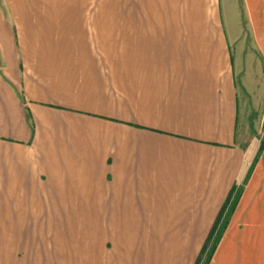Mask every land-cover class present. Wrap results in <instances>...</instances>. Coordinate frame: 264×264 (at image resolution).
<instances>
[{"label":"crops","instance_id":"crops-1","mask_svg":"<svg viewBox=\"0 0 264 264\" xmlns=\"http://www.w3.org/2000/svg\"><path fill=\"white\" fill-rule=\"evenodd\" d=\"M89 2L0 0V264H264V0Z\"/></svg>","mask_w":264,"mask_h":264},{"label":"rangeland","instance_id":"rangeland-1","mask_svg":"<svg viewBox=\"0 0 264 264\" xmlns=\"http://www.w3.org/2000/svg\"><path fill=\"white\" fill-rule=\"evenodd\" d=\"M249 1L250 0H214L212 9L214 13L211 17L209 16L212 13L209 7V12L207 14L209 17H204V24H220L226 26L229 30L234 31V33L229 32L231 40L232 36L235 37L234 42L243 43L252 41L253 38L250 30H248L249 22L247 19ZM88 7L92 9L102 8L113 10L157 8L158 10H164V12H167L169 15H172L171 12L174 9H177L181 14L183 10L188 11V13L191 12L189 0H90ZM170 19H172V17H170ZM243 141L246 142L247 147L251 149L256 147L258 150L261 142L264 141V129L258 131L252 128L247 136L245 134Z\"/></svg>","mask_w":264,"mask_h":264},{"label":"trees","instance_id":"trees-1","mask_svg":"<svg viewBox=\"0 0 264 264\" xmlns=\"http://www.w3.org/2000/svg\"><path fill=\"white\" fill-rule=\"evenodd\" d=\"M264 150V141L261 143L260 147H259V151L258 153L256 154L252 164H251V167H250V171L248 174H250L255 166V164L257 163L258 161V158L260 157L262 151ZM249 178V175L247 176L246 180ZM233 206V205H232ZM227 207H224L220 213V216L218 217V220L216 222V224L214 225L213 229H212V232L210 233L208 239L206 240L205 244H204V247L202 249V252L196 262V264H201L202 262H204L203 264H208L211 256L213 255V252L215 251V248L219 242V237L221 236V233L224 231V228L226 227V224H227V221L224 222V224H222L220 226V220H221V214L224 213V211L226 210ZM233 211V207L231 209V212L232 213ZM220 226V230H219V234L217 236V238L215 237V232L216 230L218 229V227Z\"/></svg>","mask_w":264,"mask_h":264}]
</instances>
